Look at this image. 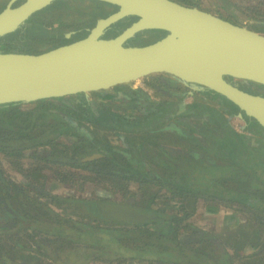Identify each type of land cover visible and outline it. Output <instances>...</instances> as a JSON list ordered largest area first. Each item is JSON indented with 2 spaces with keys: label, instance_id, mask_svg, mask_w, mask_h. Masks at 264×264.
I'll use <instances>...</instances> for the list:
<instances>
[{
  "label": "trees",
  "instance_id": "16d2710c",
  "mask_svg": "<svg viewBox=\"0 0 264 264\" xmlns=\"http://www.w3.org/2000/svg\"><path fill=\"white\" fill-rule=\"evenodd\" d=\"M9 1L0 0V13ZM118 9L96 0L55 1L16 32L0 37V51L39 54L71 44L86 38L99 19ZM137 20H121L105 38L118 36ZM146 32L154 42L166 35ZM31 42L46 48L26 49ZM148 79L146 87L153 95L131 83L89 94L0 105V153L23 173L20 182L11 179L0 160V264H29L18 263L14 256L18 249L31 250L20 241L24 237L43 250L41 257L60 264H65L60 253L69 247L82 252L81 264H123L129 245L142 264H186L192 257L175 254L180 248L173 242L180 241L170 235L187 231L190 226L184 221L203 203L248 214L255 228L264 231V128L243 114L253 137L238 135L229 118L241 110L226 97L167 74ZM234 82L240 88L242 83L262 87ZM188 96L193 97L191 104H185ZM100 132L121 135L123 147L98 136ZM94 154L100 158L84 160ZM26 159L33 164L23 169ZM211 165L217 168L213 175L207 172ZM200 175L209 176L199 179ZM76 183L77 192L54 193L58 186ZM131 184L139 186L135 195H140L141 204L129 207L149 220L122 222L100 211L102 202L115 203L114 192L128 197ZM89 185H107L111 191H94L92 197ZM170 202L184 205L176 210ZM66 204L83 214L71 218ZM105 239L112 244L108 250L102 244ZM206 241L223 251L226 264H234L235 255L229 250L238 253L242 247Z\"/></svg>",
  "mask_w": 264,
  "mask_h": 264
},
{
  "label": "water",
  "instance_id": "95a60500",
  "mask_svg": "<svg viewBox=\"0 0 264 264\" xmlns=\"http://www.w3.org/2000/svg\"><path fill=\"white\" fill-rule=\"evenodd\" d=\"M55 1L10 0L0 13V37L16 32ZM96 1L119 9L99 19L86 38L39 54L0 51V105L89 94L167 74L226 97L240 108L236 116L246 122L245 114L264 128V97L234 82L264 87L263 34L173 0ZM128 17L138 20L105 38L108 29ZM151 30L166 35L145 46L127 45ZM100 211L128 223L150 219L121 203Z\"/></svg>",
  "mask_w": 264,
  "mask_h": 264
},
{
  "label": "rangeland",
  "instance_id": "374dc122",
  "mask_svg": "<svg viewBox=\"0 0 264 264\" xmlns=\"http://www.w3.org/2000/svg\"><path fill=\"white\" fill-rule=\"evenodd\" d=\"M174 1V0H173ZM217 16V15H216ZM57 26V25H55ZM244 27V26H243ZM154 41L151 39V35L147 32L138 34L137 37L132 40L131 42H128L129 45H146V44H152ZM28 45H25V48L31 49V50H41L45 49L41 46H38V43H27ZM149 79L148 77L145 79H141L134 84H131L133 88H144L148 91L149 94L153 95V92L151 89L146 87V84L148 83ZM247 88L244 90H247L248 92H252L254 94L258 93L257 86H252L249 84L242 83ZM242 85V86H243ZM261 88V87H260ZM243 89V88H242ZM192 101V98H191ZM244 123V122H243ZM106 136L107 140L110 141L114 146L118 148L123 147L122 142V136L119 134H114L111 132L106 133H98V136L103 137ZM0 160L2 162L3 169L11 177V179L20 182L22 180L23 173L19 171V168L13 167L11 161L7 159L3 154L0 153ZM23 169L28 168L32 163L30 159L23 160ZM46 174L49 176L51 180L54 181V175L47 171ZM38 182V181H36ZM57 184V183H56ZM42 185L38 186L39 188ZM58 190L59 193L64 192H70L73 190V192H77L80 190L79 183H76L74 186H58V188L55 189L54 193H56ZM87 190L90 194H93L92 197H96V193L94 191H98L101 194H105L106 192H110L111 189L107 185H89L87 187ZM131 193L126 198H121L114 192V199L116 200H123L129 203H132V205L141 204V198L140 195L137 197L135 194L139 191V186L137 184H131L130 186ZM151 190V189H150ZM165 193V191L163 192ZM161 200L159 204H162ZM170 206L175 207L176 210L180 209L184 203H176V202H170ZM65 208V212L67 214H70L69 216L74 219H78L79 215H82V211L78 208H76L73 205L66 204L63 206ZM238 216V217H237ZM253 218L250 215H243L241 212L237 211L234 208H227V206H216L211 203H206L198 206V209L196 213L184 221V226L189 225L188 231H186V234H184V230H182L178 236L170 235L171 238L177 239L181 242V244L185 247L184 243L189 240H193L194 246H189L188 248L195 250V252H200L202 249L211 250L210 244L204 240L206 237L209 240L213 241L217 239L218 241H222L224 243L232 242L235 244L239 243V246H242L240 251L238 253H232L230 252L231 256H234V264H253L251 262L253 259L262 258L264 259V231L260 229L259 227H256L253 225ZM199 233H204V235H197ZM20 241L24 246H28L31 248V250H19L16 252V257L18 260H28L33 262V264H37L36 260H42V258H38L35 254L36 247L33 245V242H30V240L26 237L21 238ZM126 255L128 257L135 258L134 252H127ZM129 258V260H130ZM152 258V257H148ZM138 260L134 261L132 264H136ZM254 261V260H253ZM90 264H108L105 262H91ZM126 264H130L129 262ZM139 264V263H138ZM142 264V263H141ZM196 264V263H195Z\"/></svg>",
  "mask_w": 264,
  "mask_h": 264
},
{
  "label": "flooded vegetation",
  "instance_id": "af4514ba",
  "mask_svg": "<svg viewBox=\"0 0 264 264\" xmlns=\"http://www.w3.org/2000/svg\"><path fill=\"white\" fill-rule=\"evenodd\" d=\"M219 17V16H218ZM221 18V17H220ZM225 20V19H224ZM258 87V86H257ZM243 90L244 89H246L247 87L246 86H244L243 85ZM194 90H195V88H193ZM259 90H258V93L257 94H255V95H260V96H263L264 97V87H259L258 88ZM246 91V90H245ZM191 99L192 98V101H191V103L193 102V97L192 96H188L184 101H185V104H187V99ZM191 103H189V104H191ZM246 123V122H245ZM246 129H247V123H246ZM249 132V131H248ZM250 135H251V133H250ZM94 156H97L96 154H94V155H91V156H88L87 158H85L84 160L85 161H90V160H94V159H97V158H100V156L99 157H96V158H94ZM89 157H92V158H94V159H88ZM216 166L215 165H211V166H209L208 168H207V172H210L212 175L214 174V172L216 171ZM207 176H209V175H207ZM207 176H205V177H203L202 175H200L199 176V179H200V177L201 178H207ZM197 178V177H196ZM198 179V180H199ZM113 201L115 202V203H121V204H123V205H125L126 207H128V208H130L129 206H133L132 205V203H129V202H126V201H123V200H116V199H113ZM109 203H113L112 201L111 202H108V201H105V202H102L101 204L103 205V206H106V205H108ZM212 204H214V205H216V206H225V205H218L217 203H212ZM200 206V205H199ZM228 208V207H227ZM246 215H248V214H246ZM118 227H122V226H118ZM188 231V230H187ZM189 232V231H188ZM184 234H186V231L184 232ZM197 235H204V233H199V234H197ZM205 236V235H204ZM170 239H172V240H174L175 241V239L174 238H171L170 237ZM204 240H208L206 237L204 238ZM177 241V240H176ZM209 241H211V240H209ZM30 242H32V240L30 239ZM212 242V241H211ZM173 243H177V244H179V250L177 251V252H175V249L173 250L174 252H175V254H177L180 258H181V256H189V257H192V259H188L189 261L186 263V264H226L225 262H226V260L223 258V251L221 250V249H214L213 248V246H212V244L210 243V242H208V243H210V246H211V250H207V249H202L200 252H195V250H193V249H190V248H188L189 246H194V242H193V240H189V241H186L185 243H184V245H185V247L181 244V242H173ZM173 243H168L167 245H171V244H173ZM103 244V246H104V248H105V250H108V249H106V248H108V247H112V244L110 243H108L107 241H106V239H105V241L102 243ZM34 245V244H33ZM75 245H77V244H75ZM36 247V250L34 251L35 252V254L37 255V257L38 258H42V260H36V262H37V264H42V261H44V264H60V263H55V262H53L52 260H49V259H45V257H41V254H43V250H40V249H38V247H37V245L35 246ZM129 247H131V248H133V245H129ZM131 248H130V250L129 251H126V253L127 252H131V251H133L134 252V249L133 250H131ZM19 250H27V249H18L17 251H19ZM29 250V249H28ZM264 250V249H263ZM52 252L53 253H55L56 252V250L54 249V248H52ZM231 251L229 250V253H230ZM50 253H51V251H50ZM203 253H206V254H203ZM233 253V252H232ZM202 255H205V256H207V257H209V259H204V258H202ZM231 255V254H230ZM15 256V258H16V260L18 261V263H29V264H33V262H31L30 263V261H28V260H18L17 259V257H16V254L14 255ZM82 256H83V254H82V252L80 251V252H78V250H74V249H72V248H68L66 251H64V252H61L60 253V257H61V259L63 260V262L65 263V264H81V263H83L80 259L82 258ZM258 256L260 257V255H257V259L255 258V259H253L251 262H253V264H257L256 262L257 261H259V264H264V259H262V258H258ZM105 257V256H104ZM124 259H125V262L123 263V264H126V263H130V264H132L134 261H136V260H138L137 262L139 263V264H141V262L139 261L140 259H139V257H136L135 256V258H133V257H128L127 255H125L124 254ZM129 258H130V260H129ZM148 259H155V258H148V257H146V260H148ZM59 262V261H58ZM91 263V262H90ZM90 263H88V264H90ZM106 263V262H105ZM138 263H136V264H138ZM231 263V262H230ZM109 264V263H108ZM111 264H117V263H111ZM182 264H185V263H182Z\"/></svg>",
  "mask_w": 264,
  "mask_h": 264
},
{
  "label": "crops",
  "instance_id": "0c3cea01",
  "mask_svg": "<svg viewBox=\"0 0 264 264\" xmlns=\"http://www.w3.org/2000/svg\"><path fill=\"white\" fill-rule=\"evenodd\" d=\"M186 6L197 7L217 15L236 25L247 27L264 35V0H174ZM187 104L191 103L190 98ZM229 118L230 126L238 135L252 138L253 135L239 133L235 122ZM248 131V130H247ZM250 133V132H249Z\"/></svg>",
  "mask_w": 264,
  "mask_h": 264
},
{
  "label": "built area",
  "instance_id": "2783aa9c",
  "mask_svg": "<svg viewBox=\"0 0 264 264\" xmlns=\"http://www.w3.org/2000/svg\"><path fill=\"white\" fill-rule=\"evenodd\" d=\"M231 120H233L235 122L234 128L239 133L245 134V135H250V133L246 129V123H245V121L243 119L239 118L238 116H233Z\"/></svg>",
  "mask_w": 264,
  "mask_h": 264
}]
</instances>
